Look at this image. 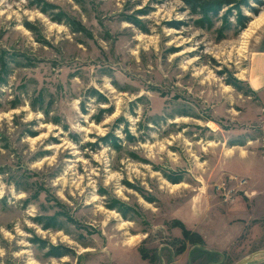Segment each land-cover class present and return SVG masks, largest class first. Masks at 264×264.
Masks as SVG:
<instances>
[{
  "label": "rangeland",
  "instance_id": "1",
  "mask_svg": "<svg viewBox=\"0 0 264 264\" xmlns=\"http://www.w3.org/2000/svg\"><path fill=\"white\" fill-rule=\"evenodd\" d=\"M227 1L0 0V264H264V1Z\"/></svg>",
  "mask_w": 264,
  "mask_h": 264
},
{
  "label": "crops",
  "instance_id": "2",
  "mask_svg": "<svg viewBox=\"0 0 264 264\" xmlns=\"http://www.w3.org/2000/svg\"><path fill=\"white\" fill-rule=\"evenodd\" d=\"M245 79L260 104L262 114L260 128L263 133V144L258 156L252 159L253 162H241L242 157L240 156L234 160L239 164H249L247 170L243 172V177L246 178L248 186L246 188H249L246 195L249 197L248 199L252 198L249 201L254 204L257 211L264 212V51L255 52L250 57ZM235 225L242 227L239 222Z\"/></svg>",
  "mask_w": 264,
  "mask_h": 264
},
{
  "label": "trees",
  "instance_id": "3",
  "mask_svg": "<svg viewBox=\"0 0 264 264\" xmlns=\"http://www.w3.org/2000/svg\"><path fill=\"white\" fill-rule=\"evenodd\" d=\"M182 1L186 3V5H188L190 10L194 14H199L204 18L207 17L208 13L210 12L212 14H216L217 10H219V7H221L222 4L228 3L227 0H182ZM244 1L245 0H240L241 3H243ZM253 1H255L258 4H263L264 0H253ZM245 19L246 18H242L244 22L239 21L241 28L245 27V22H246ZM238 83L239 81L232 79L230 84L235 88H239ZM248 92L252 93L249 89Z\"/></svg>",
  "mask_w": 264,
  "mask_h": 264
},
{
  "label": "bare ground",
  "instance_id": "4",
  "mask_svg": "<svg viewBox=\"0 0 264 264\" xmlns=\"http://www.w3.org/2000/svg\"><path fill=\"white\" fill-rule=\"evenodd\" d=\"M264 23V10H262L259 15L254 17L253 21H251L248 27L243 30L241 33L239 40L236 44L237 52H244L247 40L250 36Z\"/></svg>",
  "mask_w": 264,
  "mask_h": 264
},
{
  "label": "water",
  "instance_id": "5",
  "mask_svg": "<svg viewBox=\"0 0 264 264\" xmlns=\"http://www.w3.org/2000/svg\"><path fill=\"white\" fill-rule=\"evenodd\" d=\"M258 253H264V251H261V252H258ZM252 258V255L250 256H247L245 258H243L242 260L238 261L237 263L235 264H247L248 261Z\"/></svg>",
  "mask_w": 264,
  "mask_h": 264
}]
</instances>
